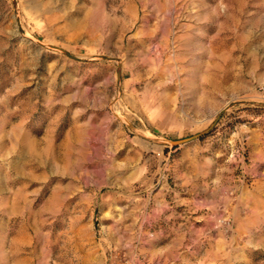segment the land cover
Returning a JSON list of instances; mask_svg holds the SVG:
<instances>
[{"label": "rangeland", "instance_id": "rangeland-1", "mask_svg": "<svg viewBox=\"0 0 264 264\" xmlns=\"http://www.w3.org/2000/svg\"><path fill=\"white\" fill-rule=\"evenodd\" d=\"M0 264H264V0H0Z\"/></svg>", "mask_w": 264, "mask_h": 264}, {"label": "water", "instance_id": "water-1", "mask_svg": "<svg viewBox=\"0 0 264 264\" xmlns=\"http://www.w3.org/2000/svg\"><path fill=\"white\" fill-rule=\"evenodd\" d=\"M208 130L204 131V132H201V133H198L196 135H192L190 137H186V138H182V139H177V140H174L172 141L175 145H178V144H182V143H186L188 141H191V140H194V139H197V138H200L201 136H203L205 133H207Z\"/></svg>", "mask_w": 264, "mask_h": 264}]
</instances>
